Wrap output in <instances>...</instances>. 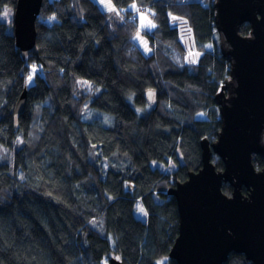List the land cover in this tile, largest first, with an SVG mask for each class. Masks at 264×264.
<instances>
[{"label":"trees","instance_id":"obj_1","mask_svg":"<svg viewBox=\"0 0 264 264\" xmlns=\"http://www.w3.org/2000/svg\"><path fill=\"white\" fill-rule=\"evenodd\" d=\"M66 2L45 0L46 5L56 7ZM11 3L17 8V0ZM116 3L122 6L126 0ZM166 4L185 13L197 47L213 45L211 54L199 59L198 69L187 68L181 73L166 68L164 73L165 80L174 85L172 91L178 93L174 103L181 113L188 107L183 95L186 86L202 93L199 99L210 109L211 120L192 127L181 126L179 119L159 111L135 120L123 103L121 89L135 87L140 102L143 86L156 84L148 69L152 61L145 59L142 52L138 62L124 57L127 47L138 51L139 45L127 39L124 25L117 24L115 31L109 30L102 22L105 11L94 0H80L76 8H66L60 26L44 20L53 40H37L38 52L26 57L33 69L42 65L31 90L23 88L20 70L25 57L17 51L16 38L13 42L0 33V130L4 133L0 143L11 148V141L20 130L27 138L35 115L33 108L40 103L43 106L39 123L44 128L34 145L17 148L14 166L10 167L6 160L0 163V264H98L110 251L109 234L119 236L123 264H151L152 255L160 251L170 255L179 235V212L176 199L170 198L168 192L202 168L201 141H217L222 121L217 119L220 109L215 97L230 77V65L221 53L215 3L157 0L155 7L162 12ZM81 7L85 9L84 21L79 19ZM159 22L157 39L172 43L176 32L169 31L163 15ZM41 31L37 27V33ZM250 31L249 24L243 25L242 35H249ZM209 72H214L215 77ZM70 75L91 78L103 85L105 92L93 106L114 114L115 127L83 125L76 119L69 102ZM25 92L26 107L18 117L17 129L15 109ZM100 119L95 118L97 122ZM90 147L102 150L103 156L89 158ZM168 158L176 160L178 166L170 177L159 166V162L166 164ZM101 160L110 162L106 173ZM213 162L217 169L224 168L221 159ZM255 166L261 170L264 160L255 157ZM19 172L25 175L24 181L17 175ZM125 184H131L134 191L126 192ZM160 184L162 187L154 193L153 188ZM232 191L229 184L224 186L226 194L231 195ZM134 196L148 206L147 222L132 213ZM101 216L103 235L87 223L89 218ZM250 262L246 256L232 253L225 264Z\"/></svg>","mask_w":264,"mask_h":264},{"label":"water","instance_id":"obj_2","mask_svg":"<svg viewBox=\"0 0 264 264\" xmlns=\"http://www.w3.org/2000/svg\"><path fill=\"white\" fill-rule=\"evenodd\" d=\"M40 6L41 0L17 4V48L34 46L33 52H21L25 58L38 52L33 14ZM214 7L221 53L230 65V77L215 97L222 126L215 143L201 141L202 168L168 192L179 212V235L169 256L177 264H225L238 253L253 264H264V167L255 166V157L264 160L259 145L264 132V0H216ZM245 24L250 25L249 35L241 33ZM229 45L231 51L226 50ZM26 102L25 92L15 120ZM213 155L223 161L222 170L210 159ZM222 180L232 187L231 195L224 192ZM110 264L123 263L113 258Z\"/></svg>","mask_w":264,"mask_h":264},{"label":"clouds","instance_id":"obj_3","mask_svg":"<svg viewBox=\"0 0 264 264\" xmlns=\"http://www.w3.org/2000/svg\"><path fill=\"white\" fill-rule=\"evenodd\" d=\"M186 2V0H185ZM210 3H215L216 0H209ZM19 0H17V4ZM80 3V0H67L62 7L48 6L45 0H41V6L38 12L34 13L33 28L41 27L40 33L34 32L35 40L48 42L53 40L51 30H47L44 20L48 23L60 26L63 24V16L66 8H76ZM101 6H105V16L102 21L111 31L116 30L117 24L124 25L123 29L127 33V39L129 41H135L140 45L139 50L127 47L123 55L130 62H138L139 53H143L145 59L152 61L148 65V69L152 71V78L156 82L155 86L152 84H145L140 90L142 100H137V89L135 87H125L121 89V96L123 103L131 110L136 121L144 119L147 115L153 111H159L162 115L170 116L179 119L181 126L187 125L188 127L194 126V124L200 121H210L209 115L210 109L203 104L199 97L202 95L199 91H194L190 85L184 89V97L188 102L187 110L183 113L176 107L174 101L177 99L178 93L172 91L173 84L165 80L164 73L166 68H171L176 72H185L187 68L198 69L200 66V60H196L194 63L192 59L188 58L189 49L183 44V37L180 34L181 28L185 30L189 27L187 20L184 18L185 13L177 11L173 5L166 4L162 12H158L155 4L157 0H126L122 6H118L116 0H98ZM85 9H79V19L84 21ZM163 15L168 22L169 31L176 32V36L172 43H166L157 39L159 35L158 29L160 28L159 18ZM16 7L12 5L11 0H0V33L15 41L16 33ZM86 22V21H85ZM152 36V40L148 37ZM213 49L211 43L201 44L196 51L199 56L204 58L206 54H211L209 50ZM227 51H231V46H226ZM17 51L22 53H30L34 51V46L28 49H18ZM164 61L167 63L165 64ZM234 63V61H233ZM26 66V67H25ZM42 68V65H38L33 71L32 63L25 58L24 64L21 65V75L23 77V88L25 90H31L33 83L35 82L36 73ZM195 74V73H192ZM60 75L63 77V70H60ZM135 75V74H134ZM210 76L215 77L214 72H209ZM223 75V74H221ZM226 79V77H223ZM219 84V81H215ZM68 87L70 89V104L76 119L83 125H93L99 123L105 128H113L116 126V116L110 112H101L93 105L96 100L101 98V94L105 92V89L101 83L96 82L91 78H85L80 76L70 75L68 81ZM236 87H239L237 82ZM166 94V98H165ZM43 104H36L33 108L35 113L33 117V123L29 128L27 138L23 130L16 133L12 139V147L8 148L5 144L0 143V163L5 160L9 166L15 165L16 150L22 145L32 146L35 142L40 140V133L44 131L43 125L39 123V116L41 113ZM227 107H231V103L227 102ZM101 117L100 121H96L95 118ZM217 119L220 117L217 114ZM15 128H20L18 120L14 121ZM3 130H0V135H3ZM260 147L264 148V132L260 134L259 139ZM89 158L95 160L96 156H103V151H96L94 148H89ZM211 160L219 162V156L213 155ZM99 163L102 165V170L106 173L110 162L101 160ZM160 166L164 167L167 176H171L172 172L177 169L176 160L172 158L167 159V163L159 162ZM116 167V165H111ZM180 166H183V162ZM21 181L25 180V175L22 172L17 173ZM228 182L221 181V187L226 186ZM162 187V184L156 185L153 188L155 193L158 188ZM124 189L126 192L132 193L134 191L131 184H125ZM171 198V194H168ZM154 198H156L154 196ZM157 203H159L158 198ZM141 208L143 211H141ZM131 211L134 215L143 216L145 222L149 217V208L145 205L143 199L134 196L131 201ZM87 223L92 228L96 229L101 235H103L104 219L103 216L98 219L89 218ZM232 235L231 230L228 232ZM119 236L113 237L111 234L108 236L109 249L107 255L101 258L98 264H109L113 257L116 260H120V252L118 249ZM151 264H177V261L173 257L168 256L164 252H155L151 258ZM252 264V262H250Z\"/></svg>","mask_w":264,"mask_h":264},{"label":"rangeland","instance_id":"obj_4","mask_svg":"<svg viewBox=\"0 0 264 264\" xmlns=\"http://www.w3.org/2000/svg\"><path fill=\"white\" fill-rule=\"evenodd\" d=\"M53 1V0H51ZM102 9L103 11H105V6H101L98 3V0H94ZM207 2H209V0H206ZM189 27L185 30L184 28H181L180 30V34L183 37V44L189 49V54H188V58L192 59L193 62L200 59L201 57L199 56L198 52L196 51V49L198 48L196 45V42L194 41V35L191 29L190 24L188 23ZM149 39V37H148ZM139 45V44H138ZM140 47V45H139ZM160 166V165H159ZM178 168V167H177ZM160 169L162 171H168L166 170L164 167L160 166ZM177 170V169H176ZM173 173V172H172ZM139 218H143V216H139L137 215ZM110 264V262H109Z\"/></svg>","mask_w":264,"mask_h":264},{"label":"snow or ice","instance_id":"obj_5","mask_svg":"<svg viewBox=\"0 0 264 264\" xmlns=\"http://www.w3.org/2000/svg\"><path fill=\"white\" fill-rule=\"evenodd\" d=\"M33 71H35V68L33 69ZM141 211H143V209L141 208Z\"/></svg>","mask_w":264,"mask_h":264},{"label":"bare ground","instance_id":"obj_6","mask_svg":"<svg viewBox=\"0 0 264 264\" xmlns=\"http://www.w3.org/2000/svg\"><path fill=\"white\" fill-rule=\"evenodd\" d=\"M195 62H196V61H194V63H195ZM219 111H220V110H219ZM220 118H221V117H220ZM204 139H207V138H204ZM204 139H203V140H204Z\"/></svg>","mask_w":264,"mask_h":264}]
</instances>
